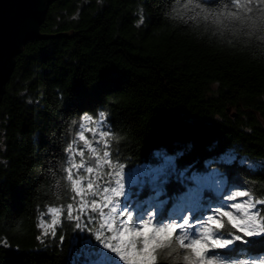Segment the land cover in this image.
I'll list each match as a JSON object with an SVG mask.
<instances>
[{
  "label": "trees",
  "instance_id": "1",
  "mask_svg": "<svg viewBox=\"0 0 264 264\" xmlns=\"http://www.w3.org/2000/svg\"><path fill=\"white\" fill-rule=\"evenodd\" d=\"M177 7L185 11L171 0L49 5L40 31L63 37L27 41L0 99V264H70L72 240L88 235L66 218L55 236L40 237L37 225L46 207L73 202L66 149L82 111L105 113L106 150L126 169L154 163L157 150L203 169L230 150L233 190L264 200V0ZM218 253H264V241ZM189 254L162 243L158 264H186Z\"/></svg>",
  "mask_w": 264,
  "mask_h": 264
},
{
  "label": "snow or ice",
  "instance_id": "2",
  "mask_svg": "<svg viewBox=\"0 0 264 264\" xmlns=\"http://www.w3.org/2000/svg\"><path fill=\"white\" fill-rule=\"evenodd\" d=\"M187 4L188 0H171L178 14L185 9L177 6ZM97 115L92 140L86 138L83 127L77 136L82 148L93 154L100 143L96 137L110 135L104 127L105 113ZM81 116L85 121L93 120L83 111ZM104 147L108 148L106 142ZM66 151L70 158L65 173L73 202L48 208L50 220L46 222L41 214L38 226L45 235L55 236L62 223L60 216L66 213L76 230L88 234L73 239L70 264H158L159 245L178 238L190 252L186 264H231V260L218 258L217 250L238 242L247 246L264 241V200L251 198L245 190H233L239 186L226 178L233 166L231 156L207 161L199 169L178 167L180 152H157L156 164L125 172V165L113 162L108 150L103 151L104 162L99 155H89L87 163L83 150L69 145ZM77 152L79 163L75 161ZM94 170V178L85 175ZM63 239L61 236V243ZM242 264H264V259L244 260Z\"/></svg>",
  "mask_w": 264,
  "mask_h": 264
},
{
  "label": "water",
  "instance_id": "3",
  "mask_svg": "<svg viewBox=\"0 0 264 264\" xmlns=\"http://www.w3.org/2000/svg\"><path fill=\"white\" fill-rule=\"evenodd\" d=\"M53 1L0 0V99L13 71L15 57L27 41L63 37L62 34L40 31V25Z\"/></svg>",
  "mask_w": 264,
  "mask_h": 264
},
{
  "label": "rangeland",
  "instance_id": "4",
  "mask_svg": "<svg viewBox=\"0 0 264 264\" xmlns=\"http://www.w3.org/2000/svg\"><path fill=\"white\" fill-rule=\"evenodd\" d=\"M97 119H99V116L93 117V120H92L91 122H90V121H85V120L82 121L81 128L83 127V130L85 131L86 138H87L88 140H90V141L92 140V138H93V133H94L96 127H97V125H96V123H95V121H96ZM104 127H105V130H107L106 124H105ZM81 128H80V129H81ZM89 129H91L92 131H89ZM96 139H98V140L100 141V143H99V146H98V152L95 153V154L90 153V152L88 151V149H86V148H82V144H83V142H82V141H79L78 139H76V141H74V143L72 144L74 150H75V149H81V150H83V151L85 152V156H84L83 159H84V161H85L86 163H87V161H88V157H89V155H99V156L101 157L102 162H104V161H103V151L106 150V148L104 147L105 142H106V137H104V138H100V137L97 136ZM157 152H163V153H166V154H168V155H172V154H169L168 152H166V151H164V150H157V151L155 152V161H154V163H149V164H156V163L158 162V158H157V156H156V153H157ZM224 156H231L232 159H233V158H234V153H233L232 151L229 150V151H226L225 153H223V154L221 155V157H224ZM69 158H70V154L68 153L67 161H68ZM80 159H81V158H80V156H79V154H78V152H77V154H76V156H75V161H76L77 163H79V162H80ZM241 161L246 162V163H247L248 165H250V166L258 165V164H259V162L256 161V160H248V159H245V158H242ZM145 164H146V163H144V164H139V165H136V166H134V167H132V168H137V167H140V166L145 165ZM127 170H128V169L125 168V172H127ZM81 171H82V170H81ZM100 171H101V172H104V171H107V169H100ZM85 175H91V176L94 178L95 175H96V172H95V170H94V172H93L92 174H86V173H85ZM101 183H103V180L101 181ZM85 186H86V185H85ZM251 198H252V197H251ZM244 199H247V198H244ZM50 207H57V206H49V207H46L43 211H41V212L39 213V215H38V218H37V225H39V222H40V219H41V214H44V219H45L46 222L50 220V216H49L48 213H47V209L50 208ZM205 215H207V213H206ZM64 218H66V213H64V214H62V215L60 216L61 221H62ZM71 223H72V225H73V227H74V221H72ZM60 225H61V224H60ZM60 225L57 227L56 231L58 230V228L60 227ZM38 228H39V232H40V237L51 235L50 233L47 234V235H45L44 232H43V229H42L41 227H39V226H38ZM74 228H75V227H74ZM92 239H93V242H95V241H94V237H92ZM177 241H178V243H179V238L177 239ZM72 242H73V240H72ZM179 245H181V244L179 243ZM181 246H182V245H181ZM230 247H231V246H230ZM230 247H229V248H230ZM217 251H218V250H217ZM218 258L223 259V260H226V261H227V260H231V264H242V262H243L244 260H251V259H264V253H260V254H256V255L242 254V253H241V254H239V255H237V256H235V257L227 256V255H223V254L218 253Z\"/></svg>",
  "mask_w": 264,
  "mask_h": 264
},
{
  "label": "clouds",
  "instance_id": "5",
  "mask_svg": "<svg viewBox=\"0 0 264 264\" xmlns=\"http://www.w3.org/2000/svg\"><path fill=\"white\" fill-rule=\"evenodd\" d=\"M142 13V9L137 11V14L140 16V18L134 22L135 27L139 28L141 24L144 23V17L141 14Z\"/></svg>",
  "mask_w": 264,
  "mask_h": 264
}]
</instances>
